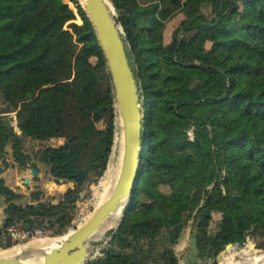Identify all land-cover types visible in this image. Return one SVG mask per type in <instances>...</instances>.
Segmentation results:
<instances>
[{
	"label": "trees",
	"instance_id": "trees-1",
	"mask_svg": "<svg viewBox=\"0 0 264 264\" xmlns=\"http://www.w3.org/2000/svg\"><path fill=\"white\" fill-rule=\"evenodd\" d=\"M109 1L141 93L142 161L109 248L88 264H182L186 254V264L216 261L248 236L262 238L253 240L263 249L264 0ZM247 1L253 24L239 20ZM72 2L76 12L65 0H0V119L15 113L23 137L0 121V164L27 166L24 139L55 141L45 153L49 174L76 186L57 204L34 193L33 203L23 205L25 196L0 181L4 249L18 243L7 233L12 226L68 234L81 199L77 188L101 178L112 157L117 110L111 78L85 10ZM179 14L185 19L166 45L165 24ZM190 28L204 49L199 56L182 50ZM176 71L219 79L212 89L207 80ZM160 108L167 128L185 138L180 149L156 143ZM187 228L191 245L179 255ZM252 248L244 249L258 256Z\"/></svg>",
	"mask_w": 264,
	"mask_h": 264
},
{
	"label": "rangeland",
	"instance_id": "rangeland-1",
	"mask_svg": "<svg viewBox=\"0 0 264 264\" xmlns=\"http://www.w3.org/2000/svg\"><path fill=\"white\" fill-rule=\"evenodd\" d=\"M73 0H65V2L76 12V4H73ZM141 4H146V0L140 1ZM78 4H81V1L78 0ZM83 7V5H82ZM116 16V13H115ZM185 19L184 14L177 15L172 21L165 24V32H164V38H165V44L169 45L172 42L173 34L180 26L181 22ZM239 20L243 23L253 24L255 22V14L253 7L250 2H243L240 4V13H239ZM77 23H81L80 19L77 20ZM224 27H227V25H224ZM195 35H196V29L190 28L185 31L184 38L185 43L182 47V50L184 53L199 56L203 52V48L201 46H198L195 42ZM176 74L180 75H187L190 74L192 76H199L203 78L204 80H207L209 83V86L213 89L216 87L218 82V77L214 76H208L203 73L199 72H174ZM116 107V106H115ZM116 119H115V127H116V134H115V141H114V147H113V153L110 160L109 167L106 171V173L100 177H94L99 179H92L86 186L83 188H77V191L81 192V199L77 203V207L74 214V223L73 228L68 232H74L79 227H82L85 223H87L90 218L93 216L95 211L98 209L97 207L100 206L101 197L103 194V190L105 187L106 182V176L107 172L109 171L110 167L115 169L116 171H119L120 165L122 163V151H123V144L117 143L118 137L121 138L123 142V132H122V123L121 118L119 115L118 108L116 107ZM1 122H5L10 127L17 130V135L21 138V132L18 131L17 128V121H16V115L15 113L6 114L3 115L0 119ZM155 123L158 130L156 143L159 144L162 147L170 148V149H180L183 147L185 138L181 134H176L171 132L165 123V114L160 109L156 110L155 114ZM100 129H104V124L98 125ZM192 137V134H189ZM23 140V139H22ZM24 151L31 157V160L28 162L27 167L29 170L32 168L33 165H36L39 172H41V176L35 177L38 178L34 180L33 176L31 175V172H27L26 174L29 177L30 184L26 186L25 184L21 183L20 188L18 189L19 192H22L25 198L21 201V204L27 205L32 204L31 197L34 193H37L41 196V199L43 202H53L54 204L59 203L62 200L63 195L69 190V189H76V186L73 184H61L60 182L55 181L51 175L49 174V167L47 166L45 162V153L49 147H52L56 144L55 141L53 142H39L34 141L31 139H24ZM118 147V149H117ZM60 148V147H59ZM9 159L12 160L13 158L10 157ZM19 167V166H18ZM18 167L15 168L17 174L19 175L20 181H23L25 177V173L18 170ZM20 168V167H19ZM121 213V214H120ZM118 215H116L112 220H110L104 228L89 242V250H88V259L89 261L96 260L103 256V254L106 252V250L109 248V243L112 239V236L117 231L118 226H120V223L122 221V212H120ZM215 220H219L220 214L216 211L214 214ZM112 221V222H111ZM102 232V233H101ZM52 233L45 232L43 235L37 236L35 238H32L30 240L25 241H18V243L10 248V249H4L3 246L5 245L4 242L0 243V255H3L6 253L7 257H17L22 258L24 260L29 261H38L41 260L43 257V254L39 251L35 250L33 248L34 245L44 243L47 241H50L52 239H59L62 237H52ZM253 239H262L260 237L255 238L253 236H248L246 243L244 245H233L232 247H227L217 258L216 261H205V262H199L198 264H252L255 262V260L259 257H262L264 253L258 254L260 252H264L263 249H257V245ZM99 242L100 245H95L94 243ZM252 244L253 246H256V248H252L258 256L253 255L252 253L248 252L244 248L248 244ZM191 241H190V229L187 228L185 235L183 236L181 243L179 247L177 248V251L179 255L185 254V251L190 247ZM230 248L234 249L231 254L227 253ZM104 252V253H103ZM14 253V254H13ZM184 260H182V264H186V259H188V255H183ZM229 261H232L231 263Z\"/></svg>",
	"mask_w": 264,
	"mask_h": 264
},
{
	"label": "water",
	"instance_id": "water-1",
	"mask_svg": "<svg viewBox=\"0 0 264 264\" xmlns=\"http://www.w3.org/2000/svg\"><path fill=\"white\" fill-rule=\"evenodd\" d=\"M80 1L106 60L116 107L121 118L124 154L120 176L112 195L95 211L92 218L76 231L66 235L67 239L58 248L44 254L42 262H28V260L22 258L0 257V264H88L90 262L88 250L91 238L120 209H122V216L124 215L139 180L144 113L141 93L134 68L130 62L124 33L116 21L115 10L109 0ZM14 130L17 132L16 129ZM6 152L13 158L12 145H8ZM22 169L25 172H31L33 177L38 176V171L34 168L30 171L23 166ZM3 172L4 169L1 168L0 175ZM29 182L27 178L25 184H29ZM6 221L7 216L3 219V225L6 224ZM94 244L100 245L99 242ZM231 246L233 245L228 247Z\"/></svg>",
	"mask_w": 264,
	"mask_h": 264
},
{
	"label": "bare ground",
	"instance_id": "bare-ground-1",
	"mask_svg": "<svg viewBox=\"0 0 264 264\" xmlns=\"http://www.w3.org/2000/svg\"><path fill=\"white\" fill-rule=\"evenodd\" d=\"M123 132V130H122ZM117 143H120L121 145L123 144V151H122V159L121 161L123 160V154H124V136H123V142L121 140L120 137H118L117 139ZM52 147H56V144ZM118 149V147H117ZM121 167H122V163L120 165V169L119 171H116L115 169H113L112 167H110L109 171L107 172V176H106V182H105V187H104V190H103V194H102V197H101V203H100V206H98L97 208H100L102 206V204H104L108 199L109 197L112 195L114 189H115V186L117 184V181L119 179V176H120V172H121ZM120 212H122V209H120V211L118 213H116L115 215H113L110 219H108L104 225L102 226V228L91 238V240L104 228V226L110 221L112 220L116 215H118ZM121 214V213H120ZM92 218V217H91ZM90 218V219H91ZM113 221V220H112ZM111 221V222H112ZM102 233V232H101ZM67 239V237H63V238H59V239H52L50 241H47V242H44V243H40V244H37V245H34L33 248L37 251H39L40 253H42L43 255L46 254V253H49L51 252L52 250H54L55 248H58L65 240ZM90 240V241H91ZM232 247V246H231ZM253 248L255 249L256 246H253ZM14 254V253H13ZM0 257H7L6 253L3 254V255H0ZM9 258H17V257H11L9 256ZM43 261V257L42 259L38 260V261H29L28 262H37V263H40ZM252 264H264V255L262 257H258L254 263Z\"/></svg>",
	"mask_w": 264,
	"mask_h": 264
},
{
	"label": "crops",
	"instance_id": "crops-1",
	"mask_svg": "<svg viewBox=\"0 0 264 264\" xmlns=\"http://www.w3.org/2000/svg\"><path fill=\"white\" fill-rule=\"evenodd\" d=\"M9 163H11V160H9ZM16 167H18V166H16ZM19 167H18V170L25 173V177H24L23 181H20L19 175L17 174L15 168L10 167L8 169H5V167L2 164H0V169L1 168L4 169V172L2 173V175H0V179H1V181L2 180L5 181V184L8 188L12 189L13 191H15L17 193L23 194L22 192H19L18 189L21 187L20 184L21 183L25 184V180L27 178L29 179V177L26 174L27 172H25L22 169L23 166H19ZM31 169H33V168H31ZM31 169H30V171H31ZM39 176H41V174L39 175V172H38V176H36V177H39ZM33 178H35V177H33ZM29 184H30V182H29ZM29 184H25V185L28 186ZM68 184L73 185V183H68ZM4 210H5V206L3 204V201H0V227L3 226L2 222H3V219L5 217Z\"/></svg>",
	"mask_w": 264,
	"mask_h": 264
},
{
	"label": "built area",
	"instance_id": "built-area-1",
	"mask_svg": "<svg viewBox=\"0 0 264 264\" xmlns=\"http://www.w3.org/2000/svg\"><path fill=\"white\" fill-rule=\"evenodd\" d=\"M7 233L15 240V241H25L35 238L37 236L43 235L44 231L42 229L35 230H19L17 227L12 226L7 230Z\"/></svg>",
	"mask_w": 264,
	"mask_h": 264
}]
</instances>
